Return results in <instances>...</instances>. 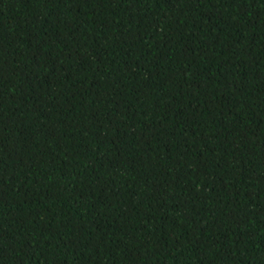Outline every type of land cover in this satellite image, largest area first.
<instances>
[{"label":"trees","instance_id":"16d2710c","mask_svg":"<svg viewBox=\"0 0 264 264\" xmlns=\"http://www.w3.org/2000/svg\"><path fill=\"white\" fill-rule=\"evenodd\" d=\"M0 264H264V0H0Z\"/></svg>","mask_w":264,"mask_h":264}]
</instances>
